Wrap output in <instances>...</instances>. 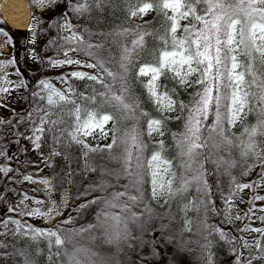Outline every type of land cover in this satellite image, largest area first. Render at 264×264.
Instances as JSON below:
<instances>
[{"label":"trees","instance_id":"trees-1","mask_svg":"<svg viewBox=\"0 0 264 264\" xmlns=\"http://www.w3.org/2000/svg\"><path fill=\"white\" fill-rule=\"evenodd\" d=\"M29 1L33 6L32 1ZM75 3L76 0H54L39 15L36 28L40 40L35 60L32 65L28 66L35 75L25 100L26 109L30 111L28 116L37 114L36 116L44 119L41 126L44 128L46 149H49L51 145L55 146L69 159L70 163L76 165L72 168L71 173L76 187L83 185L74 196V200L79 203L76 208L81 209V213L73 222H54L45 226L46 229L57 232L62 238L65 235L72 237L70 244L59 249V256L55 255L57 246L54 244V238L51 247L49 239L46 237H39L37 245L27 242V239L20 234L31 229L26 227L24 229L25 219L14 217L15 214L11 211L13 201L22 194L21 180L29 177L28 171H26L27 162L24 161L21 150L14 153V156L8 155L9 162L0 179V243L6 245L5 248H0V253L8 255H0V264H24L25 256L20 255L21 252L27 253V258L31 259L33 264H71L69 255L80 260L82 264L84 261H88L89 264H208L209 255H211V264H238V261L241 264L240 242L244 220L235 225L228 223L222 212V201L232 195L237 184L246 183L243 172L249 164H252L248 159L240 156L238 149H233L230 154L220 153L226 159L233 161L230 168L224 164L218 167L214 162L215 155L207 161L201 160L205 173L204 179L207 182L204 191H198L197 185L193 183L185 192L171 198L165 195L156 200L151 195V176L147 168V161L153 153L160 152L166 160L171 162V170L176 175V187L179 186L181 178L185 175L184 163L187 157L181 155L178 141L185 131L188 116L185 115L184 109H181L179 104L183 103L191 107L196 99L197 88L200 86L195 82H191V86L180 85L170 73L160 76L162 92L167 91L177 106L176 114L168 115L160 110L155 98L150 95L147 84L138 75L141 67L156 66L153 53L155 52L158 57L157 50L164 47L159 37L163 36L165 29L170 27V22H166L164 16L155 10H151V14L143 20L132 16L129 7L130 3L135 5L136 0H103L100 5L92 2L90 11L83 15L77 14L68 6ZM204 7V5L199 6L201 10ZM202 12L200 11L199 14ZM63 21H68L74 33L83 41L100 46L87 49L86 44L81 45L74 40L67 42L75 49L76 53L94 65H103L112 71H122L118 65L124 47L131 49L132 40L137 39L142 32L150 34L144 37L143 50H137L132 54L128 61V71L124 73L123 86L127 90L125 96L128 103H134L137 106L135 116L119 120L116 125L117 134L121 136L125 129L131 130L135 126L139 132V139L143 142L141 155L145 164L141 201L132 208L139 219L130 225L132 238L127 244L120 247L105 242L100 229L89 227L99 223L100 213L105 208L103 203H91L92 201H104L117 191L135 194L133 189H126L125 186L128 184L126 178L117 179L114 175H107V172L113 171L112 166L116 168V172L121 170L119 162L112 159V155L117 154L119 150L113 153L104 147L111 143L110 140L96 148L101 150L92 152L87 168L80 167L82 152L78 148V143H75L69 135L74 122V117L69 114L72 105L49 106L43 101L42 95H38V88L41 89L44 86L40 82H46L51 78L49 61L59 55L58 45L54 48L53 43L58 41L56 29ZM189 23L197 22L191 18L180 20L181 27L177 29V34L182 36L184 34L183 27ZM15 31L0 18V33L17 37ZM118 33L119 35H117ZM16 44L20 47L19 42ZM48 50H51V53L46 55ZM89 52H92V55H89ZM18 54L20 55L19 52ZM257 58V67L259 68V57ZM240 60L245 64L247 62L243 56L240 57ZM96 68L101 74L100 78L105 83H111L119 94L121 82L113 81L107 77L101 67L97 66ZM240 70L242 69H237V71ZM15 73L19 74V71L16 70ZM87 75L86 73L84 77L71 78L70 82L75 90L69 98L84 104L86 101L81 99L82 95L84 97L96 96L97 103L103 113L119 116L120 114L116 112L112 103H99L100 96L98 94L104 93L106 89L99 81L87 79ZM196 77V79L199 78L198 74ZM246 79L250 81L251 77L246 75ZM45 112L48 113L47 116L44 115ZM142 113L146 115H142ZM28 116L27 118H29ZM9 118L10 123H6L5 126L1 125L2 129L0 130L7 132L9 126L14 128L21 121L20 116L15 113ZM150 119L162 121L160 127L163 135L152 134L150 136L148 134ZM50 121H56V123L53 124ZM254 123H257V116L255 112H252L244 117L242 123L238 122L231 126L229 135L239 136L245 126H251ZM110 124L112 129L111 121ZM228 127L225 122V128ZM7 136L9 143L17 145L14 131L8 133ZM204 153L207 155V150H204ZM82 162L84 163V160ZM56 164L58 165L57 161ZM108 167H111V170ZM65 170L67 172V168ZM66 177L67 173L63 170L58 169L55 172L54 180H57V184L54 189L56 194L65 190ZM256 197L250 194L246 206L250 207L257 199ZM114 211L118 212L119 210L115 209ZM5 221H7V227L4 226ZM12 221L18 223H12ZM189 221L191 230H188L186 223ZM17 226L19 229H16ZM81 229H85V231H81ZM220 233L224 234L223 238ZM208 241H211V244L205 249L204 245ZM261 244H264V240ZM74 248L80 249V251L76 252ZM257 255H260L258 250Z\"/></svg>","mask_w":264,"mask_h":264},{"label":"snow or ice","instance_id":"snow-or-ice-1","mask_svg":"<svg viewBox=\"0 0 264 264\" xmlns=\"http://www.w3.org/2000/svg\"><path fill=\"white\" fill-rule=\"evenodd\" d=\"M92 2L100 5L103 0H83V2L76 0L75 4L68 6L77 14L83 15L90 11ZM200 5L205 7L201 10ZM150 10L157 11L164 16L166 22H170V27L166 28L164 35L159 37L164 47L157 50L159 52L158 57L155 52L153 53L156 66L148 65L139 69L141 76H147L151 72L148 90L150 95L155 98L160 110L172 111L175 104L167 91L157 93L155 82L160 76L172 73V78L177 80L180 85L191 86L189 77L198 74L199 78L195 83L203 86L202 90L196 93V99L191 107L183 103L179 104L181 109H187L189 113L185 131L178 141L181 155L187 157L184 163L185 175L181 178L179 186L176 187V175L171 170V162L166 160L160 152L153 153L147 161V168L151 176L152 198L158 200L165 195L171 198L177 194H182L193 183L197 185L198 191H204L207 182L204 179L205 173L201 160L207 161L215 155L214 162L218 167L224 164L230 168L233 161L226 159L220 153L230 154L233 149H238L242 158L253 159L254 162L259 163L264 168V149L257 141L258 136L264 137V0H136V4L131 5L130 3L129 7L132 16ZM168 10L171 11L172 15H169ZM200 11H203V15L199 14ZM190 18L197 23H189L184 26V34L178 35L177 29L181 27L179 21ZM147 35L150 34L142 32L137 39L132 40L131 49L123 48L118 65L122 71H112L103 65H86L89 68L99 66L107 77L113 81L121 82V88L117 94L111 83H105L99 76H87L89 80L99 81L106 89L104 93L98 94L100 96L99 103H112L116 112L120 114L119 116L103 113L97 103L96 96L84 97L82 95L81 99L85 100L86 103L80 104L63 92L52 89L45 81L40 82L49 89L48 105H72L69 114L74 117V126L69 135L75 143L82 144L88 151H98L101 149L89 148V145L77 134L82 136L96 135L95 130L98 129L101 137H107L109 131L111 132V143L104 147L113 153L119 150L117 154L112 155V159L119 162L121 170L119 172H107V175H114L117 179L126 178L128 180L126 189H133L135 194L117 191L104 201H92L91 203H103L105 208L100 213L99 223L89 227L100 229L104 241L115 244L117 247L127 244L132 238L130 225L139 219L132 208L141 201L143 191L141 185L145 164L141 155L143 142L139 139V132L135 126L131 130L125 129L121 136L117 134L116 125L119 120H126L135 116L137 106L134 103H128L125 96L127 90L123 86L124 73L128 71V61L132 54L137 50H143L144 37ZM70 39L81 45L86 44L87 49L100 47L86 43L75 33ZM88 54L92 55V52ZM241 56L246 58V64L240 60ZM257 56L259 57V68L257 67ZM59 63H63V61ZM67 63L80 62L68 60ZM237 69L242 70L237 71ZM71 75L84 77L85 73L73 72ZM246 75L251 77L250 81L246 79ZM210 108L214 109L215 119L211 124L205 125L204 121L209 118ZM222 109L224 110L222 111ZM252 112L256 113L257 123L245 126L239 136L229 135L231 126L238 122L242 123L244 117ZM44 115L47 116L48 113L45 112ZM142 115L146 114L142 113ZM109 121L112 122L113 127L106 131L104 126ZM41 122L44 123L43 117ZM50 122L56 123V121ZM225 122L229 126L228 128H225ZM161 124V120L150 119L148 121V134L151 136L155 132L163 135ZM43 131L44 128L41 127L35 129V132ZM39 140L40 136L36 135L35 141ZM36 147L39 148L40 144L36 143ZM204 150H207V155H205ZM194 165L196 167H193ZM0 171L6 170L0 169ZM248 187L251 185H236L237 190ZM256 198L264 199V197ZM145 207L147 206L145 205ZM185 208L187 209V205ZM115 209L119 211H114ZM28 214L37 215L39 211L33 210ZM12 223L18 222L12 221ZM186 223L188 230H191V222ZM4 226L7 227V221L4 222ZM81 231H85V229H81ZM249 231L264 235V229H249ZM31 232L33 239L48 238L50 247L54 238V244L57 246L55 255L57 256L60 255L59 249L64 248L72 241L71 236L65 235L62 238L55 231L45 232L42 229H31ZM220 235L223 238L224 234L220 233ZM254 243L260 255L253 256L248 260V264H252L253 260H264V244H261L260 241ZM210 244L211 241H208L204 245L205 249ZM5 247V244L0 243V248ZM245 247L251 248L252 245L246 243ZM74 251L79 252L80 249L74 248ZM19 254L25 256L24 264H33L32 260L27 258V253L21 252ZM0 255L8 254L0 253ZM69 261L71 264H82L80 260L71 255H69ZM83 264H89V262L84 261ZM208 264H211V255H209Z\"/></svg>","mask_w":264,"mask_h":264},{"label":"rangeland","instance_id":"rangeland-1","mask_svg":"<svg viewBox=\"0 0 264 264\" xmlns=\"http://www.w3.org/2000/svg\"><path fill=\"white\" fill-rule=\"evenodd\" d=\"M4 0H0V6ZM33 6L27 0L29 6V16L27 25L24 28L15 27V34L6 36L0 33V121L4 118L8 119L6 114L10 109L12 111L26 110V96L29 93V87L23 83V77L20 78L15 71L20 72L21 66L27 69L29 73V65L35 60L37 46L39 44V34L36 28L39 15L45 11L54 0H31ZM33 8V9H32ZM169 14L172 15L171 11ZM151 14V10L137 15V18L148 17ZM203 15V12L201 13ZM0 18L10 26L0 15ZM67 26V27H66ZM11 27V26H10ZM74 30L70 26L68 21L61 22L56 29V37L58 41L53 43L54 48L58 45V56L49 61V74L50 80H46V83L51 86L52 89L63 92L66 96H71L75 87L71 78L73 72H82L88 75L101 76L96 67L89 68L87 64H93L82 55L76 53L75 49L67 42L71 41V37ZM19 42L20 47L16 43ZM17 46V47H16ZM20 53V55L18 54ZM17 53V55H14ZM51 50L47 51L50 54ZM66 54V55H65ZM258 57V56H257ZM258 59V58H257ZM68 60L79 61L80 63H67ZM11 61V63H9ZM63 61V63H59ZM94 65V64H93ZM144 67V66H143ZM34 73V72H33ZM172 76L173 74L170 73ZM34 75V74H33ZM87 75V76H88ZM139 75V72H138ZM139 77L148 86V82L151 78V72L147 76ZM196 74L189 77L190 81L194 83ZM34 79V76L32 80ZM157 85V93H163L160 77L155 82ZM202 85L197 88V92L202 90ZM7 89V91H5ZM38 95H42L43 101L47 103V96L50 94L49 89L38 88ZM223 91V88H222ZM215 94V93H213ZM194 103V102H193ZM50 106V105H49ZM65 106V105H64ZM185 115L189 113L184 109ZM168 115H175L177 112L176 103L174 104L172 111H164ZM30 115V114H29ZM37 115V114H36ZM31 115L29 118L23 117L21 121L17 123V126L10 128L7 132L0 130V169H5L9 160L8 155L14 156V150L7 142V134L14 131L16 134L15 140L17 142V149L21 150L24 161L27 162L26 171L29 177L22 179L20 182L21 196L13 201L11 205V211L15 214L14 217L25 219L24 229H42L44 231H50L45 226L51 225L54 222L57 223H70L76 220L81 213V209L76 208L79 204L77 200H74L75 194L83 187V185L77 186L73 181L72 168L76 165L70 163L69 159L65 157L55 146L51 145L49 149H46V139L43 132H35L37 127H41V117ZM214 109L209 110V118L204 121L205 125L211 124L214 121ZM254 123L253 125H255ZM74 122L71 125V132L73 130ZM105 130L111 129L110 121L104 126ZM0 129L1 125H0ZM8 129V128H6ZM96 135L82 136L77 134L80 139H83L85 143L89 145V148L96 149L98 146L103 145L111 140V132L107 137H101L99 130H95ZM155 136H160L158 133H153ZM39 135L40 140L35 141V136ZM257 141L261 148L264 149V137H257ZM36 143L40 144V147H36ZM79 150L82 152V158L80 160V167L87 168L88 159L93 151H88L82 144H78ZM16 154V153H15ZM84 160V163L82 162ZM248 168L244 170L243 174L246 177V183L251 187L244 188L242 190H234L232 195L222 201V212L228 223L239 224L243 220L244 229L240 242V260L241 264H248V260L257 255V249L255 248V241L264 240V235L258 232L249 231V229H264V199H256L250 207L246 206V201L251 195L257 197H264V168L259 163L254 162L253 159H248ZM56 161L59 165L56 164ZM60 162V163H59ZM63 163V164H61ZM61 166V167H60ZM67 168V172L66 169ZM60 169L67 173L66 188L64 191L56 194L55 185L57 180H54L55 172ZM111 170V167H108ZM113 171L116 168L112 166ZM4 171H0V179ZM47 178H44V177ZM49 177V178H48ZM47 181V183H44ZM33 210H38L39 214L30 215ZM26 227V228H25ZM16 229H19L17 226ZM27 242H31L33 245H37L39 238L33 239V233L31 230H25L21 232ZM252 245L251 248H246L245 244ZM264 264V260H253L252 264Z\"/></svg>","mask_w":264,"mask_h":264},{"label":"bare ground","instance_id":"bare-ground-1","mask_svg":"<svg viewBox=\"0 0 264 264\" xmlns=\"http://www.w3.org/2000/svg\"><path fill=\"white\" fill-rule=\"evenodd\" d=\"M0 15L9 25L24 28L29 16L27 0H4L0 6Z\"/></svg>","mask_w":264,"mask_h":264},{"label":"flooded vegetation","instance_id":"flooded-vegetation-1","mask_svg":"<svg viewBox=\"0 0 264 264\" xmlns=\"http://www.w3.org/2000/svg\"><path fill=\"white\" fill-rule=\"evenodd\" d=\"M34 73H33V71L32 70H30L29 71V73H27V69L26 68H24L23 66H21V68H20V72H19V74H17L20 78H22L23 77V83L27 86V87H29L31 84H32V78H33V76L35 75H33ZM18 114L19 116H20V118H23V117H27L29 114H30V111L28 110V109H26L25 111H20V110H16V111H12V110H8L7 111V114H6V116H7V118L8 119H6V118H4V119H2L1 121H2V123H0V125H3V126H5L6 125V123H10V116L11 115H13V114ZM8 139H9V137H7V142L9 143V141H8ZM9 145L14 149V150H12L14 153H16L18 150H16L17 149V147H16V144H13V143H9ZM15 147H16V149H15Z\"/></svg>","mask_w":264,"mask_h":264}]
</instances>
